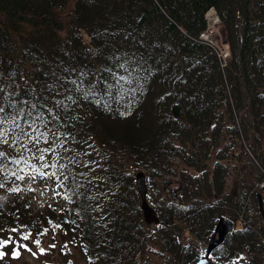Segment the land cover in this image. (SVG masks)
Instances as JSON below:
<instances>
[{"label":"trees","instance_id":"trees-1","mask_svg":"<svg viewBox=\"0 0 264 264\" xmlns=\"http://www.w3.org/2000/svg\"><path fill=\"white\" fill-rule=\"evenodd\" d=\"M67 3L0 0V104L8 116L24 109L17 116L24 131L33 133L29 123L36 120L47 137L38 142L24 138L25 149L12 143L19 130L10 128L9 143L0 144L5 153L0 162L6 166L0 172V229L39 234L42 223L47 224L43 214H30L11 189L17 180L12 173L40 168L44 161L38 159V149L50 148L45 161L56 167L41 170L55 172L53 180L63 182L61 228L87 264H171L179 248L174 218L183 216L203 246L216 217L227 210L231 219L242 207L222 190L226 149L216 147L214 162L201 172L182 170L180 181L189 200L155 199L154 234L142 220L134 186L138 170L149 182L146 172L140 168L126 177L121 167H106V161L100 166L84 147L117 149L135 166L149 170L152 163L155 173L170 167V154L200 168L207 147L218 140L214 108L220 100L232 124L226 126L230 144H239L238 136L252 149L264 143V0H72L63 11ZM209 9L228 46L224 61L210 43ZM204 32L206 37H200ZM172 105L179 109L177 117ZM187 142L197 150L183 151ZM257 150L264 167V152ZM233 152L246 154L241 145ZM254 174L258 186L262 172ZM260 234L261 225L258 230L245 222L232 226L224 237L229 239L226 254L216 259L244 254L245 248L251 264L250 253L264 256ZM156 238L170 249L157 263L144 249L145 240ZM199 247L183 251L186 263L195 259Z\"/></svg>","mask_w":264,"mask_h":264},{"label":"rangeland","instance_id":"rangeland-1","mask_svg":"<svg viewBox=\"0 0 264 264\" xmlns=\"http://www.w3.org/2000/svg\"><path fill=\"white\" fill-rule=\"evenodd\" d=\"M71 2L72 0H68V3L64 7L63 11H66V9L70 7ZM206 13L211 14L210 10H207ZM213 17V13L207 16L208 27L211 32L210 36L212 37L209 39L216 47L217 51L221 53V61H224L228 56L226 53V50L228 52V46L225 41L222 27L218 21H214ZM177 111L179 112V109H177ZM214 111L220 125L218 140L213 145H209L207 147L206 151L208 156L204 161V166L200 168H195L192 164H187L180 155L170 154L168 157L170 167H168L167 170L155 173L152 171L154 168L152 163L149 165V170L146 168L144 169L141 166H135L133 161L128 156L122 155L119 151H117V149H114L112 152L106 151V145L99 147L98 144H92L91 146L86 144L84 148L86 150H90L89 154L95 157L100 166H104V164L108 162L106 167H113L114 165L121 167V169L124 170V175L126 177L130 174L133 176L134 171L137 169H143L149 179V182L145 180L147 189L146 198L153 206V202L157 197H164L165 200L172 199L171 201L176 204L187 201V199L189 200V196L186 194L184 186H181V188L178 189V182L183 178H181V172L185 171L183 173L193 175L196 172L203 171L214 162L215 148L224 147L226 149V155L222 158V161L226 165L227 170L223 176L222 190L224 193H228L229 197L234 199L235 202L240 201L242 206L239 209L240 211H237L239 213H236L237 219L234 215H232L231 219H229L231 226L240 227L245 222V224H252L258 230L260 225L262 226V221L258 218L259 215L256 206L255 191H259L262 198L264 196L262 189L257 186L254 172L256 169H259L262 172L260 180H264V167L262 166L257 150L259 149V151L261 150L264 152V143H261L259 147L254 146V149H252L251 146L248 145L247 140L238 136L237 138L235 137L236 142L239 141L240 143L237 145H235V143L230 144L229 129H227L226 126L231 127L232 124L230 122L228 109L226 108L225 103H221L220 100L214 108ZM234 117L236 122H239L237 113H234ZM250 118L251 117L248 116L249 120ZM251 139L252 138H248V140ZM174 142L181 144L178 138H175ZM240 145L246 153L244 154V157H240V155L237 156L236 152H233L235 150L239 151ZM181 147L183 148V151L188 153L197 150V147L189 142L183 144ZM102 150H105L106 152H103ZM92 151L96 155H94ZM46 169L47 168H44L45 171ZM20 176H23L24 179H17L14 181V188H19V191L13 192H16L17 197L26 202L29 207L30 214H43L42 219L47 220V224L42 223L43 230L39 234H36L31 230L23 233L20 230L13 231L10 229V231H6L4 229H0V241L6 242L3 246H0V253H3V255L0 256V264H69V262H71V264H87L84 258L79 256L78 247H76L70 240V234L66 232L65 229L61 228L62 221H59V214L63 210L64 198L59 190V187H57V183L53 180V177L50 175L41 177L34 171H22ZM33 176L35 179L31 178ZM162 177L168 180L164 181L163 184H160ZM122 182H124L123 178ZM170 190L173 193L172 198L169 195ZM245 190H247L246 194H244ZM223 213L224 215H227V210H224ZM47 215H49V218H47ZM183 218L184 217L182 216L180 218H174L173 220L175 224H179L177 239L179 248L177 250V257L171 264H189L183 259V251L189 247H203L199 244L202 242L195 239L194 234L187 229V224L183 221ZM52 223H56V228ZM57 225H59V227H57ZM145 225L150 228L149 230L154 234L158 230V225H154L151 222H145ZM45 229H47V231H45ZM24 236H27V239H24ZM224 242L223 243L227 247L229 239ZM52 245H54V247H52ZM144 246L145 251H147L145 253L147 258L155 263L159 262L161 258L166 255L168 251H170V249L161 247L158 238L151 242L145 240ZM225 250L226 248L221 245L217 252H221L220 255H225ZM14 251L17 252L18 255L14 256ZM242 251L244 252L243 255H249V252H247L245 248H242ZM250 255L254 258L251 264H264L263 255H260L259 253L253 254V252L250 253ZM229 256L230 255H228V257ZM228 257L226 256L225 258L219 260L224 261V259ZM233 259L234 256L228 258L223 263L227 264L226 261H228L229 264H233L235 261H233ZM245 259H247V257Z\"/></svg>","mask_w":264,"mask_h":264},{"label":"snow or ice","instance_id":"snow-or-ice-1","mask_svg":"<svg viewBox=\"0 0 264 264\" xmlns=\"http://www.w3.org/2000/svg\"><path fill=\"white\" fill-rule=\"evenodd\" d=\"M73 83H75V82H73ZM2 91H3V89L0 88V92H2ZM11 106L15 107V104H12ZM33 107H35V105H33ZM23 114H24V109L21 108V109H19V111H18V113L16 115L8 116L6 114L5 107L2 104H0V144H8L9 143L8 134H9V129L10 128L19 130L18 134L12 140V143L19 142L21 148H25L26 149V143H25V139L24 138H26L27 142H38L40 140V138H44L45 140L47 139L45 133L39 132L38 126L36 125V120H33L31 123H29V127L33 129V133L34 134L24 131L23 127L19 123V120L17 119L18 115H23ZM36 119H41V117L38 115ZM5 125H8V127H6ZM50 150H51L50 148L38 149V151L40 152V155H39L38 159L40 161H44V163L41 164L40 168L33 167V171L35 173L39 174L41 177H43L45 175H50V176H55L56 175L55 172H53V173H45V172H43L41 170V169H44V168H48L50 166L53 167V168L56 167L55 164L49 165L45 161L44 153H46V152H48ZM3 157H5V153L3 151H0V158H3ZM23 162L25 163V165L28 164V161L26 159H24ZM13 163L20 164L21 160H15V161H13ZM60 167L64 168L65 166L61 165ZM4 171H6V166L2 162H0V172H4ZM19 171H22V169L21 170H17L16 172H13L12 174L15 175L17 179L23 180L24 177L20 176L18 174ZM31 178L35 179L34 176L31 177ZM67 178L68 177L65 176V179H67ZM57 179H59V178H57ZM62 184H63V182L60 181L59 183H57V187H61ZM0 187H3L2 183H0ZM29 190H31V189H29ZM11 191H19V188H13V189H11ZM57 227H59V225H57ZM13 231H15V229H13ZM45 231H47V229H45ZM23 238L27 239V236H24ZM4 243H6V242L0 241V246H3ZM37 243H38V241H37ZM52 247H54V245H52ZM2 255H3V253H0V256H2ZM13 255L14 256L18 255V253L14 251ZM69 264H71V262H69Z\"/></svg>","mask_w":264,"mask_h":264},{"label":"water","instance_id":"water-1","mask_svg":"<svg viewBox=\"0 0 264 264\" xmlns=\"http://www.w3.org/2000/svg\"><path fill=\"white\" fill-rule=\"evenodd\" d=\"M171 112L172 115L175 117L177 116L178 112H177V106L173 105L171 107ZM135 186H136V190L138 192L139 195V206L141 209V214H142V218L144 221L146 222H150L153 221L155 222L157 220V217L152 209V207L147 203L146 199H145V186H144V182H143V174L141 171H136L135 172ZM258 202V207H259V211L261 216L263 217V224H264V211L261 208V204H260V200L258 198L257 200ZM225 224L224 226H222L220 229H218V239L222 238L223 232L225 230ZM211 244H213V242H209L207 244L206 247V253L208 252ZM193 264H211L210 261L207 259L206 255H203V257L199 258L198 260H196ZM236 264H248L247 262H238Z\"/></svg>","mask_w":264,"mask_h":264},{"label":"flooded vegetation","instance_id":"flooded-vegetation-1","mask_svg":"<svg viewBox=\"0 0 264 264\" xmlns=\"http://www.w3.org/2000/svg\"><path fill=\"white\" fill-rule=\"evenodd\" d=\"M182 181H179L178 182V189H180L181 188V186H182V183H181ZM259 188L260 189H262V191H263V196H264V187H262V185H259ZM258 198H259V200H260V204H261V206L263 207V210H264V197L262 198V196L260 195V193H259V191H255V199H256V204H257V200H258ZM258 210V209H257ZM258 215H259V217H260V219H261V221H262V217H261V214H260V212L258 211ZM229 215H228V212H227V215H224V213H221V214H219L217 217H216V219H215V225H214V227L216 228L219 224H217L216 222H222L223 221V219H227L228 221H229V217H228ZM263 225V224H262ZM260 239L261 240H264V234H260ZM223 240H224V238H223ZM223 240H221V241H223ZM220 241V242H221ZM219 242V243H220ZM218 243V245H220ZM218 245H216V246H214V247H212V249H211V254H212V256H213V258H216V256H219L220 254H221V252H217L218 250H215V248L218 246ZM222 246L225 248L226 246H225V244L223 243L222 244ZM244 258H246V256L245 255H243L242 253H240V254H237L236 256H234V259H233V261H234V263L237 261V260H241V259H244ZM247 259H248V262H249V264H250V261H249V255L247 256ZM225 260L226 259H224V261H221V260H217V259H213L212 261V263L213 264H225V263H223V262H225ZM226 263L227 264H229L228 263V261H226ZM233 263V264H234Z\"/></svg>","mask_w":264,"mask_h":264}]
</instances>
